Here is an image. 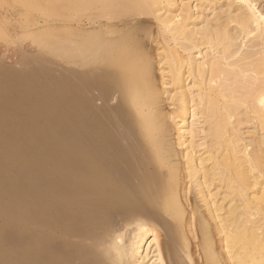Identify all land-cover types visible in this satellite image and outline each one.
<instances>
[{
  "label": "bare ground",
  "instance_id": "bare-ground-1",
  "mask_svg": "<svg viewBox=\"0 0 264 264\" xmlns=\"http://www.w3.org/2000/svg\"><path fill=\"white\" fill-rule=\"evenodd\" d=\"M193 1L28 0L65 66L0 63V264H264V0Z\"/></svg>",
  "mask_w": 264,
  "mask_h": 264
},
{
  "label": "rangeland",
  "instance_id": "rangeland-1",
  "mask_svg": "<svg viewBox=\"0 0 264 264\" xmlns=\"http://www.w3.org/2000/svg\"><path fill=\"white\" fill-rule=\"evenodd\" d=\"M192 5L194 1L190 0ZM0 6L5 10L4 15L10 16V11L13 8H18L24 15L27 14V20H24V25L27 28L18 30L13 27L4 28L0 27V63L7 68L19 66L26 72H30L31 68L37 60H49L50 64L53 65L57 71H61L62 67L65 66L64 59V43H63V29H61V23L52 22L51 16L48 17L49 12L37 8L32 11L28 0H0ZM31 12V13H30ZM48 13V14H47ZM32 14V15H31ZM28 15L31 16L28 17ZM51 20H49V19ZM52 28L46 31V24ZM50 21V22H48ZM51 23V24H50ZM56 24V25H55ZM55 26V27H53ZM2 28V29H1ZM12 29V30H11ZM16 32V33H15ZM28 65V67H27ZM42 71H39L40 74ZM50 80L49 85L51 86L54 77V71L48 69L43 72ZM34 94V92H32ZM55 94L59 96L60 91L56 90ZM191 119H188L190 121ZM46 124H50L54 133L51 137L55 143H58L68 132L66 131L65 124L63 121H55L51 117L49 120L45 119ZM13 150L9 145L5 147V153L8 154ZM4 207L0 206V210ZM0 223L9 224L7 218L4 215H0ZM25 224L27 227L22 231L23 234L29 239L32 236V218L29 214L25 216ZM6 255V250L0 248V258Z\"/></svg>",
  "mask_w": 264,
  "mask_h": 264
}]
</instances>
